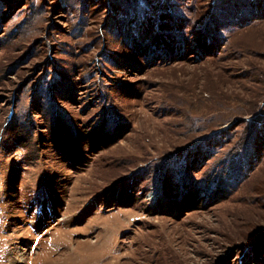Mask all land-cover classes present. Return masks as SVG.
<instances>
[{"label":"rangeland","instance_id":"1","mask_svg":"<svg viewBox=\"0 0 264 264\" xmlns=\"http://www.w3.org/2000/svg\"><path fill=\"white\" fill-rule=\"evenodd\" d=\"M0 264H264V0H0Z\"/></svg>","mask_w":264,"mask_h":264},{"label":"bare ground","instance_id":"2","mask_svg":"<svg viewBox=\"0 0 264 264\" xmlns=\"http://www.w3.org/2000/svg\"><path fill=\"white\" fill-rule=\"evenodd\" d=\"M144 27V26H143Z\"/></svg>","mask_w":264,"mask_h":264}]
</instances>
